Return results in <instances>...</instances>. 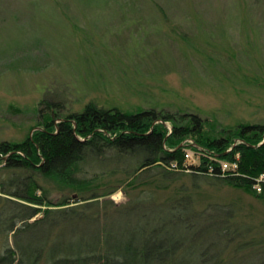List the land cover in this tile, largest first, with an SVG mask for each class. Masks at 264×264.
<instances>
[{"label":"trees","instance_id":"obj_1","mask_svg":"<svg viewBox=\"0 0 264 264\" xmlns=\"http://www.w3.org/2000/svg\"><path fill=\"white\" fill-rule=\"evenodd\" d=\"M263 1L234 2L250 16ZM101 2L123 5V24L156 10L167 16L159 0ZM245 11L237 10L244 20ZM37 105L31 136L0 141V264H264L263 229L240 221L235 203L199 210L183 188L163 201L155 193L187 176L195 190L228 187L264 202V185L253 189L264 175L263 121L228 126L164 106L93 101L61 113L48 97ZM186 149L197 163L186 161ZM221 162L236 166L223 171ZM119 188L126 204L100 206Z\"/></svg>","mask_w":264,"mask_h":264},{"label":"rangeland","instance_id":"obj_2","mask_svg":"<svg viewBox=\"0 0 264 264\" xmlns=\"http://www.w3.org/2000/svg\"><path fill=\"white\" fill-rule=\"evenodd\" d=\"M164 1L166 17L156 10L154 18L129 25L120 17L123 5L101 0H0V141L31 136L44 97L61 102V113L93 101L123 109L164 106L228 126L264 122V1L251 6L250 16L244 2L235 6L238 0ZM185 153L189 163L198 162V153ZM179 188L199 210L235 203L239 220L261 227L264 237V202L228 187L195 190L187 176L156 190L157 200ZM127 200L119 188L99 203L118 207Z\"/></svg>","mask_w":264,"mask_h":264},{"label":"bare ground","instance_id":"obj_3","mask_svg":"<svg viewBox=\"0 0 264 264\" xmlns=\"http://www.w3.org/2000/svg\"><path fill=\"white\" fill-rule=\"evenodd\" d=\"M238 159V158H237ZM186 161L188 162V160H187V156H186ZM225 166V167H224ZM235 166H236V164H230V163H227V162H221V168H222V170L223 171H227V170H231V169H234L235 168ZM263 177V175H261L257 180H256V182H255V184H254V186L255 185H259L260 187H261V191H262V186H261V184H263V181H260L261 180V178ZM254 186H253V189H254ZM255 190V189H254ZM256 191V190H255ZM260 191V192H261ZM257 192V191H256ZM260 192H257V193H260Z\"/></svg>","mask_w":264,"mask_h":264},{"label":"built area","instance_id":"obj_4","mask_svg":"<svg viewBox=\"0 0 264 264\" xmlns=\"http://www.w3.org/2000/svg\"><path fill=\"white\" fill-rule=\"evenodd\" d=\"M225 167V166H224ZM260 181H263V185H264V175L263 177L261 178ZM254 189L257 191V192H260L261 191V187L257 184L254 186Z\"/></svg>","mask_w":264,"mask_h":264}]
</instances>
